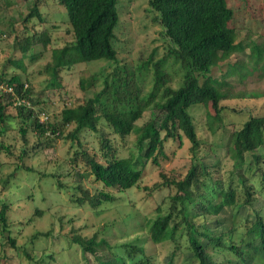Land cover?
I'll use <instances>...</instances> for the list:
<instances>
[{
	"label": "rangeland",
	"instance_id": "obj_1",
	"mask_svg": "<svg viewBox=\"0 0 264 264\" xmlns=\"http://www.w3.org/2000/svg\"><path fill=\"white\" fill-rule=\"evenodd\" d=\"M11 1L9 6L0 4V75L3 71L8 76L18 71L23 82L33 88L32 97L36 100L34 108L44 110L50 120L64 106H74L99 90L103 78L124 64L141 78L138 83L142 94L146 95L150 90L153 83L152 65L150 63L145 70L142 63L150 56L152 60L162 58L168 43L161 26L153 19L154 13L148 10L147 0H118L119 23L114 42L116 62L100 58L78 63L71 68L61 69L58 81L51 80L44 69L50 60V47L43 50L40 45L33 44L28 52L22 53L16 43L26 32L21 18L33 0ZM227 5L235 11L230 24L237 29L236 42H241L243 48L232 54L228 61L213 66L209 78L211 82L214 78L221 80L226 72L225 79L236 92L245 91L247 95L237 94L223 99L220 104L224 109L220 113H216L208 104L192 105L188 113L200 142L198 156L206 165L218 166L220 173L215 174L214 178L227 181L229 175L234 178L243 176L252 182L254 207L260 209L263 216L264 188L253 174V168H246L251 161L250 155L246 153L245 163L240 162L229 137L234 128L240 127L249 115L264 114V71L255 70L252 63L264 52V0H227ZM40 10H43L49 25L56 24L51 31V46H62L69 42L72 38L66 31L65 8L58 7L56 0H48V4L45 7L41 5ZM12 24L15 26L11 29ZM162 66L166 84L178 87L183 73L179 62L170 56L166 57ZM240 73L244 74L241 80L237 79ZM81 78L84 79L85 88L79 84ZM92 78H96L94 85ZM149 113L147 108L138 122L141 123ZM2 124L5 125V132L0 134V140L10 146L13 154H7L0 148V197L8 205V227L5 232H0V264H86L82 249L70 241L72 234L95 237L97 248L103 245L101 239H106L110 245L132 241L150 257L146 264H198L192 251L187 249V236L182 229L178 231L179 246L169 241L155 243L149 236L148 222L168 212L173 199L177 200L178 209L179 201L183 199V193L173 183L157 188L154 184L164 178L177 180L186 173L191 152L190 143L184 135L180 145L177 139L164 142L163 153L157 155V165L151 160L135 159L138 147L135 134L121 137L109 132L107 138L114 156L141 170L139 183L120 191L103 187L89 175V167L80 155L81 148L72 143L70 137H40L41 142L45 140L40 147V141L37 143L36 137L29 135L28 147L31 149L20 158L17 152L21 141H13L19 128V119L13 108L8 109ZM72 128L73 123L63 126V136ZM80 141L86 152L93 153L98 160L103 161L101 144L96 134L83 132ZM23 163L28 166V170L24 169ZM74 170L85 174L81 181L83 186L91 191L105 188L113 194L114 199L102 201L97 207L76 203L70 195L74 190ZM58 181L67 186L64 187ZM236 187L242 190V186ZM220 199L226 203L225 193L220 195ZM187 206L189 213H193L190 209L192 206ZM240 216L252 222L255 213L250 207H242ZM228 218L225 213L208 216L207 225L213 229V235L223 233V237L228 238L232 226ZM193 235L201 240L197 232L193 231ZM247 237L245 227L239 226L232 232L231 240L238 244L242 239L245 243ZM258 243V239H255L254 244ZM257 247L254 252L251 247L243 248L244 264H264V246ZM208 251L214 254L213 261H221L219 264L237 262L224 261L228 254L226 251L215 253L211 247ZM40 258L43 261L39 262ZM88 258L87 264H98L93 256Z\"/></svg>",
	"mask_w": 264,
	"mask_h": 264
},
{
	"label": "trees",
	"instance_id": "obj_2",
	"mask_svg": "<svg viewBox=\"0 0 264 264\" xmlns=\"http://www.w3.org/2000/svg\"><path fill=\"white\" fill-rule=\"evenodd\" d=\"M43 2L46 0L32 1L27 13L21 18L26 32L16 43L22 53L28 52L33 44L40 45L43 50L50 47V60L46 62L44 69L51 80L58 81L61 69L71 68L78 63L100 58L116 62L117 49L114 42L119 23L118 0H56L58 7L66 10V31L72 38L56 47L51 46V31L56 24L50 23V26L44 17L43 10H40ZM0 4L9 6L12 1L0 0ZM147 6L154 13L153 19L161 26L168 45L162 58L152 60L153 57L150 56L142 63L145 70L150 63L152 65L153 83L146 95L142 94L139 86V75L124 64L122 68L116 67L109 76H105L101 88L91 96L74 106H64L52 120L47 118L39 121L34 108L36 100L32 97V86L28 85L23 89L24 82L18 71L10 76L3 71L0 82L13 85L14 94L0 90V134L5 132V125L2 123L8 109L13 108L19 119L18 134L13 138L15 143L21 141L18 157L22 158L31 149L28 147L29 135L35 136L37 143L40 141V147L45 142H41L40 137H70L72 143L80 146V155L89 167V175L103 187L117 188L120 191L137 185L141 179V170L114 156L107 138L109 132L121 137L135 134L138 144L135 159L151 160L157 165V155L163 153L164 142L167 139H177L180 145L184 135L190 143L191 152V162L186 173L177 180L164 178L154 184L157 188L173 183L183 193V199L179 201L178 209L177 200L173 199L168 212L157 215L148 222L150 239L155 243L169 241L179 246L178 231L182 229L187 236V249L192 251L198 264L221 262L213 261L214 254L208 251L209 247L215 253L226 251L228 254L224 261L234 260L237 261L236 264H244L245 246L251 247L253 252L258 249L257 245L264 246V215L254 207L253 184L243 176L234 178L229 175L227 181L214 178L215 174L220 173L218 166H208L198 156L200 142L188 113V108L195 104H208L216 113H220L224 109L220 104L223 99L238 96L237 94L247 95L245 91L236 92L225 79L226 72L221 80L214 78L211 82L209 78L213 66L228 61L232 54L243 48L241 42H236L237 29L230 24L235 11L227 5V0H147ZM13 26L15 24L10 25V28ZM170 56L183 69L181 84L176 88L166 84L162 66L166 57ZM252 63L255 70L264 71V52ZM243 77L244 74L240 73L237 79L241 80ZM92 80L94 85L96 78ZM79 84L85 88L83 78ZM15 96L29 99L31 105L26 107L14 104ZM147 108L149 116L139 123ZM71 123L73 128L63 136V126ZM83 132H92L98 136L103 161L82 147L80 135ZM2 141L0 140V148L7 154H13L10 146ZM229 141L240 162L245 163L246 153L250 155L251 161L246 168H253V174L259 178L261 187L264 188V114L249 115L240 127L234 128ZM27 168L24 164V169ZM84 175L73 171L74 190L70 195L76 203H88L97 207L102 201L114 199L113 194L105 188L91 191L83 186L81 181ZM62 185L67 186L64 183ZM236 186H242V190ZM222 193H225L226 203L220 199ZM187 205L192 206L190 209L193 213H189ZM242 207H250L254 211L255 218L252 222L247 217L240 216ZM7 210V203L0 197L1 233L8 227ZM35 210L38 211L37 208ZM219 213L228 215L232 223L227 239L223 237V233L213 235V229L207 225L208 216ZM239 226L245 227L248 237L245 243L241 239L235 244L231 240L232 232ZM193 231L201 236V240L195 238ZM70 237V241L76 243L87 256L84 258L86 264L90 259L88 256H93L98 264H146L150 260L144 254V249L132 241L110 245L106 239H101L103 245L97 248L95 237L77 234ZM255 239H258V244H254ZM10 241L14 243V240Z\"/></svg>",
	"mask_w": 264,
	"mask_h": 264
},
{
	"label": "built area",
	"instance_id": "obj_3",
	"mask_svg": "<svg viewBox=\"0 0 264 264\" xmlns=\"http://www.w3.org/2000/svg\"><path fill=\"white\" fill-rule=\"evenodd\" d=\"M27 86H28V84L26 82H24L23 83V89H26ZM0 90H2L3 92L14 94V86L11 84L5 83V82H0ZM14 104H20V105H24L26 107L31 105L29 99H27L25 97H18V96H15ZM35 112L38 116L39 121H43V120L48 118V114L42 109H36L35 108Z\"/></svg>",
	"mask_w": 264,
	"mask_h": 264
},
{
	"label": "crops",
	"instance_id": "obj_4",
	"mask_svg": "<svg viewBox=\"0 0 264 264\" xmlns=\"http://www.w3.org/2000/svg\"><path fill=\"white\" fill-rule=\"evenodd\" d=\"M31 4H32V3H31ZM43 4H44V5H43ZM46 4H48V0H46V2L41 3V5L44 6V7L46 6Z\"/></svg>",
	"mask_w": 264,
	"mask_h": 264
}]
</instances>
